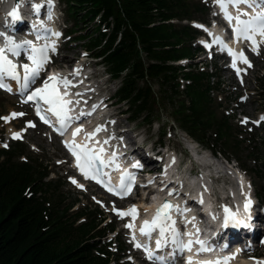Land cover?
<instances>
[{
	"label": "trees",
	"instance_id": "1",
	"mask_svg": "<svg viewBox=\"0 0 264 264\" xmlns=\"http://www.w3.org/2000/svg\"><path fill=\"white\" fill-rule=\"evenodd\" d=\"M61 1L74 22L70 38L119 81L114 98L124 103L130 121L163 123L168 115L167 124L174 122L215 154L229 159L223 146L238 152L242 131L220 112L218 74L193 62L202 50L194 43L201 31L190 22L208 21L205 4ZM185 59L191 62L179 63ZM28 149L22 142L0 148V264H110L118 254L102 236L114 232L115 225H103L97 208L70 211L76 201L67 202L61 179L47 180L51 171L43 154L34 156ZM23 155L27 160L20 159ZM80 217L84 221L75 225Z\"/></svg>",
	"mask_w": 264,
	"mask_h": 264
},
{
	"label": "rangeland",
	"instance_id": "2",
	"mask_svg": "<svg viewBox=\"0 0 264 264\" xmlns=\"http://www.w3.org/2000/svg\"><path fill=\"white\" fill-rule=\"evenodd\" d=\"M10 1L0 0V5L4 6L1 9L2 11H7ZM59 2L58 14L65 20V26L61 27L64 29L70 28L74 22L68 16L65 3L61 0ZM203 2L207 1L203 0ZM205 5L207 7V4ZM206 19L210 24L212 20L210 12ZM215 24L222 26L220 20L213 23L212 27ZM92 28L91 25L88 27V29ZM68 38L66 36L65 41ZM86 53L78 42L69 39L65 42L63 50L55 59L52 67L60 68V71L64 73L71 71L77 74L79 71L75 68L83 66L84 70H86L84 80L94 84L93 92L98 91L103 94H113L118 87L119 81L109 78L105 68L96 62L97 59L88 57ZM210 61L213 62L212 65H210ZM193 62L199 65V67L202 66L201 69L207 67L209 71L213 70L217 72L216 80L219 79L222 89L218 97L222 99L220 112L229 113V116L232 117L233 127L242 131L237 134L238 139L243 140V143L238 141V152L234 150L237 153L223 146V149L227 151L229 159L225 158L223 154H215L211 149L205 147V145L178 128L174 122L171 121L167 124L168 120H172L168 115L167 117L163 115L165 119L163 123L155 122L148 124L139 121L133 122L124 113V109L126 108L123 106L124 103L116 102L115 98L112 100L113 105H110L106 109V112L111 114L113 125L118 126L123 131L125 142L136 145L139 152H144L145 149L151 150L155 144V150H160L162 155L168 156V159L172 156L177 157L178 161L174 166L175 169L177 167L183 173L194 169L202 170L204 174L201 177L198 175L195 177L194 174L191 175L193 179L197 180L195 186L199 184V187L202 188L203 184L206 185L207 183L208 190H205L204 194L208 198L205 199H213L219 205V209H222L223 214V207L225 205H240L250 195L253 197L257 196L260 200L261 197L259 198L258 193L264 194V119H262L264 118V50L262 54L255 57L254 68L244 76V83H239L233 78L229 70L224 66L227 64L224 63L222 58L216 57L211 60V55L208 52L206 54L198 53ZM187 63L189 62H184V64ZM12 113L22 115L13 117ZM233 114H235L234 118ZM243 115H247L251 120H258L261 124L259 126L254 125L252 122H246L245 124L242 119ZM9 134L12 137L6 140ZM11 140L16 142L23 141L29 145L33 155L43 154V158H45V161H43L44 166H47L48 170L51 171L47 180L61 179L60 183L63 185L62 189L67 202L77 200V203L70 211L77 212L82 209L97 208L106 216L107 223L111 222L112 225L116 226V231L108 236L114 237L117 232L123 244V251L115 258H112L110 264H147L139 256L137 258H132L131 256L132 246L125 230L126 224L114 213L113 204L118 201L113 200L96 187H85L84 183H77L76 179L71 176V164L68 162L69 159L58 138L53 136L47 128L34 121L30 108L21 99L17 96L0 92V146L6 147L5 142L10 145ZM158 142L164 146L157 144ZM192 144L197 146V157L190 153V150L187 148ZM32 158L36 159L37 157ZM211 158L212 161L210 160ZM220 161L228 162L234 169L240 171L247 180V188L238 187L237 182L231 178L230 174H218L216 172L217 165L214 163ZM178 175L180 176V180L183 181L184 175L180 172H178ZM204 177H209L211 180L205 183L200 181ZM184 184L186 188V183L184 182ZM132 200H140L144 208L148 205L142 198H132ZM261 200L264 202L263 199ZM80 221H77L76 225ZM109 239L110 237L102 236L103 242ZM246 252L262 255L264 254V245L254 246ZM122 254L124 256L119 259ZM238 261L242 264H256L260 260L255 261L239 257Z\"/></svg>",
	"mask_w": 264,
	"mask_h": 264
},
{
	"label": "snow or ice",
	"instance_id": "3",
	"mask_svg": "<svg viewBox=\"0 0 264 264\" xmlns=\"http://www.w3.org/2000/svg\"><path fill=\"white\" fill-rule=\"evenodd\" d=\"M47 3L49 6H51V0H47ZM218 3L220 4V7L222 10H224L225 18L229 21V23L232 22L233 19H235V27L233 28V32L235 33L237 39L244 38L246 40L252 41L254 45L256 46V40L255 35H260L264 37V0H228V3H230L232 6L236 7L238 9V14L235 17H232L227 12V4L224 3V0H218ZM245 4L247 7L252 8L254 10V15L250 16L249 19H241V16H248L247 12H240L239 11V5ZM20 7V4L17 3L11 12L8 13V16L11 17L13 22L20 21V15L18 14V9ZM41 5H35L34 9L36 11H39L41 8ZM256 9H259L258 11ZM49 19H51V16H49ZM55 35H59V33H55ZM0 37H4L5 40V47H0V88L5 89L6 91H11V87L3 82L4 77H10L13 81H17L20 84V88L23 91H27L29 88L30 83H34L35 78L39 76V73L44 70V65L46 63L50 62V57L48 56L49 49L52 52H55V45H46L41 48H37L32 45V42L29 40H23L19 43L14 42L11 37L5 36L4 32H0ZM217 43H222V41L217 38ZM25 45H28L31 50V55L28 56V59L31 61V65L28 63H23L22 65H19V67H22L23 74L19 73L17 71L18 65L14 63L11 59H9V56L6 53H11L12 55H19L20 53L17 51L18 49L24 47ZM229 53L236 56L235 53L231 51V49H228ZM240 59L243 60L245 63H249L247 59L243 56V53L240 54ZM235 67V64H233ZM249 66H251L249 64ZM78 71V70H77ZM239 71V70H238ZM56 81L57 84L63 83L64 86L67 88L70 85L69 80L66 77H59L57 75H48L47 78L44 81L43 87L36 88L34 91H32L27 99L28 100H35L37 97L42 99L44 103L50 105L49 111L53 112L54 115L57 116V118L60 120V128L63 129L67 126V113L65 111L66 105L70 103L69 101H65L63 99V96L56 91L55 88H53L51 93H48L49 88V82ZM47 93V94H46ZM64 95H67L65 93ZM41 109L37 108V113ZM13 117L16 115H22L17 113L11 114ZM7 119V117H5ZM41 119L44 120L45 123H48V120L46 117H41ZM264 119V118H262ZM32 126V125H30ZM101 128H97L96 132L101 131ZM79 131V129H77ZM18 135V134H17ZM95 135L94 133H90L89 136ZM107 143V141H105ZM69 147L70 151H73V155H77V153L73 150L71 145H66ZM104 149L101 147L99 152L103 153ZM115 155V154H113ZM83 158V164H78V167L81 168V171L85 175L86 178H94L93 176H89L88 172L84 171V167L87 166L89 169H92L95 165V163L99 160L100 164L103 165L105 162L103 160H100V156L92 149L88 148L86 145L81 147L79 156L77 157L78 160L80 158ZM112 161L110 160L109 163ZM134 167H140L139 164H134ZM118 167V166H117ZM75 183V181H73ZM149 183H152L151 181ZM121 188L123 190L124 195L130 194L131 192V185L125 186L122 182ZM111 190V189H110ZM171 194V193H170ZM202 202V200H201ZM251 208V201L246 200L245 202V211H249ZM173 209V206L170 205V203L165 202L160 207L157 208L154 217L152 218L151 222L144 221L142 227L140 228L141 234L145 235L146 237H150L151 233L153 231H156L158 229L159 236L163 238L165 236V232L169 229L172 230L173 236H176L177 233L175 232V222L171 221V217L169 215V210ZM179 211V209H176ZM226 216L224 224L227 226L229 222V218H231V221L234 225H243L245 227L249 226V224L238 218L237 213H230L229 209H224ZM137 213V209L135 206H133L131 209L125 211V212H118L117 214L121 217L123 216H133L135 218V215ZM215 219V217H214ZM167 225V226H166ZM128 228H132V224L126 225ZM199 232V229H197V233ZM191 235V233L189 234ZM133 239H135V236H133ZM194 243L198 244L200 246L199 252L208 251L209 249L205 246V243L201 240H196ZM163 244L162 239H158L156 241V247L157 249L161 248ZM193 244L192 240H189L187 245H181V249L187 248L189 251L191 250V246ZM136 247H141L140 244H136ZM149 258H152V253L149 252ZM234 257L224 258L223 261L220 259H217L216 261H204L201 262V264H227V260ZM158 260H160V264H164V261L162 258L157 257ZM188 264H192L191 258L188 261ZM257 264H260L258 261Z\"/></svg>",
	"mask_w": 264,
	"mask_h": 264
},
{
	"label": "bare ground",
	"instance_id": "4",
	"mask_svg": "<svg viewBox=\"0 0 264 264\" xmlns=\"http://www.w3.org/2000/svg\"><path fill=\"white\" fill-rule=\"evenodd\" d=\"M8 1H9V0H8ZM37 1H42V0H37ZM16 4H17L16 2H14L13 0H11V1L9 2V5H8L9 7H8L7 11H2L1 9H3L4 6L0 5V16H1V20H2V21H5V22H11V21H12L11 17L8 16V13L12 11L13 7H14ZM243 7H244V6H243ZM19 8H20V7H19ZM244 8H245V7H244ZM246 9H248V8H246ZM12 22H13V21H12ZM50 26H52V24H49L47 27H50ZM206 27H207V26H206ZM207 29L209 30L210 34L212 35V37H213L215 40H217V38H219V40L222 41V45H223L224 43H230V42L226 41V40H227V37H226L225 35L227 34V31L225 30L224 27H221V26H218V25L215 24L214 27H212V28L207 27ZM235 45H236V44L233 43V46H235ZM236 46H237V45H236ZM9 137H11V134H9ZM72 141H73L74 143H78V142H79V139H78V138H72ZM210 160L212 161V159H210ZM214 164L217 165V166H216V172H217L218 174H220V175H223V174H230L231 178H232L234 181L237 182L238 187L247 188L248 184H247V180H246L245 176H244L240 171L234 169L233 166L230 165L228 162H221V161H220V162H217V163H214ZM168 175H169V176H172V175H173V176H178V175H177V172H174V167H173V166H170V168H169V174H168ZM178 177H179V176H178ZM210 180H211L210 178L204 177V178H202V180H200V181H202V182L205 183V182L210 181ZM195 182H197V180H196V179H193V180H191V182L188 184V186H187V192H188V193L194 192V194H196V186H198L197 189L200 188V187H199V186H200L199 184H197V185L195 186ZM203 185L207 188V183H206V185H205V184H203ZM166 197H167L166 192H161V191L156 192L155 194H153V197H151V199H150V201H149V203H148V205H147L146 208H151V209H153L155 206L159 205V204L163 201V199L166 198ZM203 198H208V197H207V196H203ZM248 199H251V200H252V199H253V196L250 195ZM208 202H209V201H208ZM140 203H141V205H142V202H140ZM178 203H180V202H178ZM194 205H198V203L195 201V202H194ZM189 217L192 219V218H194V217H197V215H195V213L191 211V212L189 213ZM194 222H195V221H194ZM213 222L216 223L214 217H211V218L209 219V221L204 222V224H203V223H200V225H201V226H205V228H206V233H208L209 231H211V229L209 228V226H210L211 223H213ZM198 227H199V224H194V225L191 226V229L188 228L187 231H190V232H191V235H192L193 233L196 232V230L198 229ZM199 228H200V227H199ZM202 228H203V227H201V229H202ZM206 233H205V234H206ZM263 261H264V259H263ZM239 264H242V263H239Z\"/></svg>",
	"mask_w": 264,
	"mask_h": 264
}]
</instances>
